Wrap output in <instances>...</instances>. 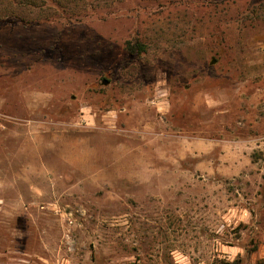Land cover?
<instances>
[{
    "label": "rangeland",
    "instance_id": "374dc122",
    "mask_svg": "<svg viewBox=\"0 0 264 264\" xmlns=\"http://www.w3.org/2000/svg\"><path fill=\"white\" fill-rule=\"evenodd\" d=\"M228 261L264 264V0H0V264Z\"/></svg>",
    "mask_w": 264,
    "mask_h": 264
},
{
    "label": "trees",
    "instance_id": "16d2710c",
    "mask_svg": "<svg viewBox=\"0 0 264 264\" xmlns=\"http://www.w3.org/2000/svg\"><path fill=\"white\" fill-rule=\"evenodd\" d=\"M126 50L129 54H142L146 51V45L140 41L138 37L131 38L126 41ZM261 156L263 158V155L261 153H255V157ZM225 264H235V262H226Z\"/></svg>",
    "mask_w": 264,
    "mask_h": 264
}]
</instances>
